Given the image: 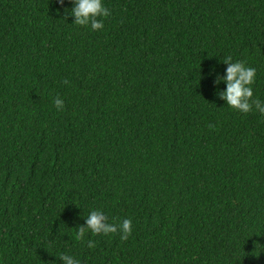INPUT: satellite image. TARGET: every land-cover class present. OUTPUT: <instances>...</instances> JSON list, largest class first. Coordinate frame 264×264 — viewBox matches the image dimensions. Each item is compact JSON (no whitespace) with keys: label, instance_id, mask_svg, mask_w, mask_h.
<instances>
[{"label":"trees","instance_id":"1","mask_svg":"<svg viewBox=\"0 0 264 264\" xmlns=\"http://www.w3.org/2000/svg\"><path fill=\"white\" fill-rule=\"evenodd\" d=\"M102 3L0 0V264H264V114L214 83L264 102V0ZM92 210L132 234L77 239Z\"/></svg>","mask_w":264,"mask_h":264},{"label":"clouds","instance_id":"2","mask_svg":"<svg viewBox=\"0 0 264 264\" xmlns=\"http://www.w3.org/2000/svg\"><path fill=\"white\" fill-rule=\"evenodd\" d=\"M63 5L64 0H58ZM73 7L71 15L74 16L73 23L79 26H91L93 31L101 30L104 27L103 20L98 17H108L111 15L110 9L104 6L102 0H72ZM227 64L226 74L223 76L217 75L214 83L219 84L221 81L226 83V89L219 91L217 95L226 101V104L238 110L241 113H249L255 107L261 114H264V102L253 99L252 85L255 83L256 69L251 66H246L244 61L233 62L232 57L225 56L222 60ZM62 83L68 84L69 81L65 78ZM54 104L57 110L64 108V101L56 97ZM209 128H214V124H209ZM91 231L92 235H108L111 233H119L120 239L126 241L132 234V220L125 218L119 224L109 223L108 217L100 210H92L86 217V224L77 227V239L83 241L85 234ZM96 242L93 240L87 241V247L94 249ZM63 264H81L79 259L68 254L58 255Z\"/></svg>","mask_w":264,"mask_h":264}]
</instances>
